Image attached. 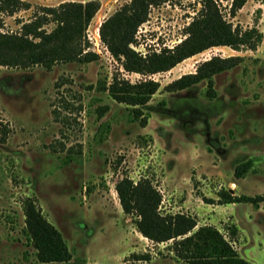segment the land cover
<instances>
[{
  "label": "rangeland",
  "instance_id": "374dc122",
  "mask_svg": "<svg viewBox=\"0 0 264 264\" xmlns=\"http://www.w3.org/2000/svg\"><path fill=\"white\" fill-rule=\"evenodd\" d=\"M21 1L29 8L0 14L3 33L20 32L41 8L90 0ZM97 1L100 9L85 33L90 52L88 39L100 37L102 22L128 0ZM198 1L166 0L150 8L132 48L145 55L180 43ZM225 5L233 27H255L264 39V0H247L234 18ZM101 52L97 61L57 63L50 70L0 66V264H41L25 234L27 198L62 234L72 254L65 264H189L175 258L171 242L155 244L137 231L116 191L124 177L149 180L161 195L163 215H188L226 239L234 225L235 250L251 264H264L262 205L218 202L222 191L264 196V41L255 50L212 48L149 76L160 89L139 108V118L103 85L113 76L131 84L144 76L125 72L108 50ZM213 57L242 62L213 76L211 87L204 80L175 93L163 90ZM246 162L249 169L236 177Z\"/></svg>",
  "mask_w": 264,
  "mask_h": 264
},
{
  "label": "trees",
  "instance_id": "16d2710c",
  "mask_svg": "<svg viewBox=\"0 0 264 264\" xmlns=\"http://www.w3.org/2000/svg\"><path fill=\"white\" fill-rule=\"evenodd\" d=\"M166 0H128L99 27L101 42L110 55L120 63L127 73L149 77L172 70L186 59L209 49L229 47L235 51L241 48L255 50L263 41L257 28L242 30L223 14L234 18L247 0H199L200 9L184 29L185 38L171 48H163L145 55L136 52L138 29L148 20L149 9L164 4ZM29 8L21 0H0V14L11 16ZM100 9L97 0L87 2H64L57 7L41 8L39 16L22 25L18 33H3L0 19V66L28 69L41 66L52 69L57 63L87 64L98 60V55L87 51L85 33L92 19ZM52 24L50 31L44 26ZM242 62L241 57H213L196 68L195 73L184 75L166 85L163 90L175 93L189 89L217 74L229 71ZM160 89V84L144 79L131 84L128 80L113 76L103 85L114 101L132 107L135 118H139L140 107L145 106ZM177 118V115H175ZM146 125V119L140 120ZM250 162L242 163L235 170V176H242ZM120 206L123 212L133 217L137 231L147 240L155 243L171 242V249L177 260L189 264H251L235 250L230 239L237 229L229 228L230 239L213 226H197L193 217L185 214L160 213L161 195L147 179L133 182L124 177L116 184ZM220 204L262 205L264 196L234 197L227 192L219 193ZM25 234L35 250L41 264H65L72 254L62 234L43 216L34 200L23 202Z\"/></svg>",
  "mask_w": 264,
  "mask_h": 264
},
{
  "label": "built area",
  "instance_id": "2783aa9c",
  "mask_svg": "<svg viewBox=\"0 0 264 264\" xmlns=\"http://www.w3.org/2000/svg\"><path fill=\"white\" fill-rule=\"evenodd\" d=\"M99 36V35H98ZM89 38L88 40L91 41V43L93 44V47L91 48V52L96 54V55H101V51H107L106 46L101 42L100 37L97 38H93L94 41H92V39ZM146 78V77H144ZM149 79H151V77H148Z\"/></svg>",
  "mask_w": 264,
  "mask_h": 264
},
{
  "label": "crops",
  "instance_id": "0c3cea01",
  "mask_svg": "<svg viewBox=\"0 0 264 264\" xmlns=\"http://www.w3.org/2000/svg\"><path fill=\"white\" fill-rule=\"evenodd\" d=\"M80 2L84 3L85 1H80Z\"/></svg>",
  "mask_w": 264,
  "mask_h": 264
}]
</instances>
